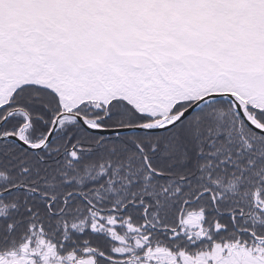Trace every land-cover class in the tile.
<instances>
[{"label": "snow or ice", "instance_id": "obj_1", "mask_svg": "<svg viewBox=\"0 0 264 264\" xmlns=\"http://www.w3.org/2000/svg\"><path fill=\"white\" fill-rule=\"evenodd\" d=\"M0 264H264V0H0Z\"/></svg>", "mask_w": 264, "mask_h": 264}]
</instances>
